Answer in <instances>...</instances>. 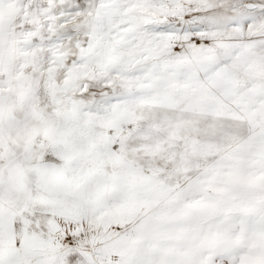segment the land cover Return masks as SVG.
Masks as SVG:
<instances>
[{"label":"snow or ice","instance_id":"obj_1","mask_svg":"<svg viewBox=\"0 0 264 264\" xmlns=\"http://www.w3.org/2000/svg\"><path fill=\"white\" fill-rule=\"evenodd\" d=\"M0 264H264V0H0Z\"/></svg>","mask_w":264,"mask_h":264}]
</instances>
